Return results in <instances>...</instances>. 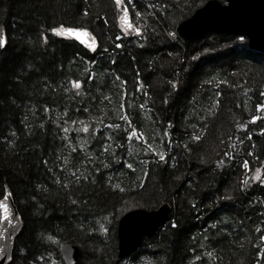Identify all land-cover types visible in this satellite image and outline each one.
<instances>
[{
  "label": "trees",
  "instance_id": "trees-1",
  "mask_svg": "<svg viewBox=\"0 0 264 264\" xmlns=\"http://www.w3.org/2000/svg\"><path fill=\"white\" fill-rule=\"evenodd\" d=\"M99 1L0 0V198L7 186L22 220L6 264H65L66 239L81 246L76 264H264L252 179H264V54L238 35L168 28L164 13L183 20L206 0H132L141 35L115 26L106 46L50 32H96ZM163 203L168 223L115 261L122 213Z\"/></svg>",
  "mask_w": 264,
  "mask_h": 264
},
{
  "label": "water",
  "instance_id": "water-1",
  "mask_svg": "<svg viewBox=\"0 0 264 264\" xmlns=\"http://www.w3.org/2000/svg\"><path fill=\"white\" fill-rule=\"evenodd\" d=\"M115 2V0H113ZM123 10L119 18L120 26L125 30L134 29L136 33L141 32V26H135L130 17L129 10L122 0ZM126 10V19L125 17ZM128 25H131L129 27ZM64 28L86 29L95 37L96 33L88 27L83 26H63ZM52 34L57 35L52 31ZM138 30V32H137ZM176 32L181 40H189L209 32L220 34H233L246 38L248 47L264 54V0H226L224 3L219 0H206L201 6L197 7L191 15L181 20L176 26ZM5 38V35H3ZM69 39L74 40L79 45L88 48L93 45L90 37H81L87 43H81L74 35L65 33ZM7 186L0 201L7 196L8 215L11 225L0 221V264H6L12 254L14 237L22 226L17 206L12 194ZM169 206L163 203L156 209H146L137 207L124 212L117 223V254L116 260H120L134 251L144 237L153 236L160 227L169 220ZM2 211V210H0ZM14 226V227H13ZM66 264H76L80 257V247L78 244L63 240L59 245Z\"/></svg>",
  "mask_w": 264,
  "mask_h": 264
},
{
  "label": "rangeland",
  "instance_id": "rangeland-1",
  "mask_svg": "<svg viewBox=\"0 0 264 264\" xmlns=\"http://www.w3.org/2000/svg\"><path fill=\"white\" fill-rule=\"evenodd\" d=\"M99 3H101L100 4V6H101L100 9L102 10L103 14L104 15H108V17L107 18L104 17V22L101 23L100 25H96L95 26L96 27V29H95L96 32L95 33H97L98 44L106 46L113 39L112 38V33H113V28H114V20L111 18V15H112L111 13L114 12V3H113L112 0H100ZM198 3L199 2H196L195 5H199L200 4V6H201L203 4V3L202 4L201 3L198 4ZM197 7H199V6H197ZM136 8L138 9V7H136ZM164 14H165L164 18H166L165 20L167 22L166 24H167L168 28H171V27H175L176 28V25L181 20L177 21L175 18L173 19L170 15L167 14V12L164 13ZM117 38L118 37H114V40H116ZM189 44H196V45H198V47H201L204 44L203 38L199 37V39H197V40L193 39V40H191L189 42ZM161 45L166 46L165 43H163V44L158 43L156 47L159 48ZM228 59H230V58H228ZM227 61L228 60H225V61L224 60H217L215 63H217V64H223L224 63L225 64V62H227ZM198 62H199V64H205V63L208 62V59L204 58V59H202V60H200ZM140 64L141 65H139V67L142 69V70H140V72L145 78L149 79V83H148L149 86L152 89L157 87V85L159 84L158 76L154 75V76L148 77V74L146 73V69H144V67L142 66L143 65L142 64V60H140ZM195 78H197V77H195ZM194 81H195V79H194ZM197 81H198V79H197ZM197 81L195 82V84H197ZM155 97H156V101L158 102V99L160 98V94L159 93H155ZM158 109L160 110L161 107H158ZM79 247H80V254H81V246L79 245Z\"/></svg>",
  "mask_w": 264,
  "mask_h": 264
},
{
  "label": "snow or ice",
  "instance_id": "snow-or-ice-1",
  "mask_svg": "<svg viewBox=\"0 0 264 264\" xmlns=\"http://www.w3.org/2000/svg\"><path fill=\"white\" fill-rule=\"evenodd\" d=\"M115 3L117 5V7L121 6L122 0H115ZM123 19H126V10H125V17ZM129 27H131V25H128ZM53 32H55L57 35H64L65 33L69 34V35H74L76 37V39L80 40L81 43H87V41L85 39H82L81 37H90L93 41V45H90V47H94V43H95V37H91V33H89L86 29H77V28H64L63 26H61L60 28H54L52 29ZM138 32V30H137ZM243 39V38H241ZM6 41L5 38L3 36V32L2 29H0V48L5 47ZM119 46V45H118ZM73 86L75 88H79L80 84L78 82H74ZM173 87H175V85H173ZM262 108H264V106H260ZM121 119H125L127 120L126 116H122ZM257 119H259V117L253 116L252 117V122H255ZM84 131H87V129L85 128ZM130 136L132 137H137V132L133 129L130 131ZM195 139H199V137H195ZM157 155H159V159L160 160H164L165 157L162 153H157ZM225 156H227V153L224 154ZM249 155H251V153H249ZM219 163H223V161H220ZM243 167L245 169H248V162L245 161L243 163ZM253 180H257L260 181L262 184H264V179L261 178V171L260 169L256 170V174L252 177ZM243 184H247L248 181L245 180L242 182ZM8 195H11V193H8ZM7 196L4 197V200L0 201V221L6 222L9 225H11V221L9 220V209H8V205L6 203L7 200ZM14 227V226H13ZM173 227H176V224H173ZM259 230V229H257ZM0 235H2V233H0ZM48 239H52V237H48ZM261 239H264V236L261 237ZM209 255H211V253H209Z\"/></svg>",
  "mask_w": 264,
  "mask_h": 264
},
{
  "label": "flooded vegetation",
  "instance_id": "flooded-vegetation-1",
  "mask_svg": "<svg viewBox=\"0 0 264 264\" xmlns=\"http://www.w3.org/2000/svg\"><path fill=\"white\" fill-rule=\"evenodd\" d=\"M126 3V5L128 6V4H130L131 3V1H129V2H125ZM129 7V6H128ZM121 11H122V5L121 6H119V7H117V5H116V3H114V32L116 31V28H115V26L116 27H118L122 32H124V30L121 28V27H119L118 25V17H119V15H120V13H121ZM130 16H131V20L135 23V24H141L140 22H135V20H133V16H134V14H133V12L130 10ZM116 23V24H115ZM125 34H133V31L132 30H130V31H127V33L126 32H124ZM173 84H175V83H173Z\"/></svg>",
  "mask_w": 264,
  "mask_h": 264
}]
</instances>
